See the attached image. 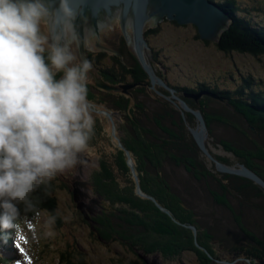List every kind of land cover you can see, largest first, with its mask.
<instances>
[{"label":"trees","instance_id":"16d2710c","mask_svg":"<svg viewBox=\"0 0 264 264\" xmlns=\"http://www.w3.org/2000/svg\"><path fill=\"white\" fill-rule=\"evenodd\" d=\"M213 1L227 10L231 17L227 29L221 33L215 43L216 47L225 53L239 52L264 56V22L256 23L250 17L239 13L238 0ZM157 27L158 29L154 26L146 28V35L156 36L159 31V26ZM102 56L98 53L94 62L100 61ZM112 56L114 58H111L112 61H115V56ZM118 62L121 66L119 72L115 70V63H110L100 66L97 74L112 85L115 84V79L122 82V85H135L128 91L137 95L132 100L128 95H115L113 91L99 90L88 82V100L95 103L94 108L97 110H92L95 126L89 141L96 142L97 134L101 131L105 132L104 127L111 135H108L109 147L103 150L105 153L99 155L100 163L91 172L89 181L94 194L103 191L111 202H115V206H123V209L131 207L134 210L131 211V218H128L130 221L119 218V212L115 210L110 212V209H105L104 213L93 217L95 239L111 241L113 237V241L128 245V250L132 252L140 250L143 254L153 255L159 251L161 255L169 256L171 259L177 255L179 261L182 260L180 256L184 253H191L195 257L192 262L183 263L182 260L179 264H211L210 254L218 259L215 254L216 242L212 224L214 223L215 227L221 226L228 214H222V218L214 217L212 224L197 223L191 200L182 194L178 185L171 182L172 175L166 168L168 165H173L177 167L176 169L183 168L194 180L203 181L209 196L214 198L213 201L215 200V203L225 211H230L227 220H231L228 222L231 224L226 226V231H221L222 227L219 228V232L222 233L219 234L220 246L226 248V252L221 253L220 258L228 257L229 259L225 261L232 263L240 258L249 264H264V187L249 178L216 171L214 162L197 146L191 131L184 123L185 117L189 115L190 118L193 117L191 113L181 105L178 106L179 101L174 99L172 93L165 87L159 85L152 87L148 74L138 61L134 59V62H129L132 67H125L122 60L118 59ZM128 71H132L129 76L126 74ZM255 80L257 79L254 76L243 75L242 82L236 85L235 89L220 87L217 83H213L215 87L205 82L195 86L168 83L178 90L177 94L190 107L198 106L199 110L205 113L210 137L215 136L216 122L227 125L224 127L230 139L218 135L215 136L213 143L215 146L220 145L218 149L231 155H221L213 151V156L227 164L242 163L264 180V83ZM254 81L259 85L253 86ZM204 88L227 99L228 106L216 108V104H213L214 107L208 105L210 101L207 99L217 101L219 97L203 95L206 99L196 100L186 96V94H197ZM140 93H143L142 99L139 97ZM146 96H149L150 100L153 99L156 105L150 106L148 100L145 102ZM204 105L210 108L206 109ZM102 109L120 113L122 110L124 117L128 116L131 123L127 122L131 130H124L119 123L118 129L123 131L122 143L130 152L138 179L127 162L128 155L125 149L119 147L118 141L112 135V124L108 122L107 115L98 112ZM149 112L153 113L152 117ZM190 142L192 145L188 144ZM138 184L144 192L153 196L154 200L139 195ZM61 186L68 189L71 199L75 202L72 182H63ZM55 187L54 180H51L34 191L31 194L34 208L26 213L25 217H34L37 211H48L56 218L58 224L62 223V219L60 220L57 214ZM228 198L236 199L238 206ZM158 205L169 210V213ZM243 206L244 209L248 208L251 216L254 215L252 220L250 219V226L245 224ZM123 211L127 214L126 210H121L120 213ZM79 213L82 214L84 222L89 224L91 220L87 219L82 211L79 210ZM136 218L142 223L139 227L135 226ZM184 222L194 224L197 231L194 233L191 227L184 225ZM6 231L9 235L18 232ZM153 238L155 241L153 248L141 245V240L145 242ZM75 252L81 256L77 264H90L84 259L82 251L78 249ZM68 254L62 253L59 264H63V260L66 264H76L72 259L75 254L70 257L67 256ZM1 260L3 259L0 257ZM123 264L148 263L140 257L131 263L123 262Z\"/></svg>","mask_w":264,"mask_h":264},{"label":"rangeland","instance_id":"374dc122","mask_svg":"<svg viewBox=\"0 0 264 264\" xmlns=\"http://www.w3.org/2000/svg\"><path fill=\"white\" fill-rule=\"evenodd\" d=\"M237 4L239 6V13L250 17L252 21L256 23L264 22V0H238ZM150 25L153 24H147V26L145 27L148 28ZM153 26L157 29V26H159V31L157 30L158 33L156 36L148 35L149 47L147 48V50L154 65V68L157 72V75L161 78L163 77V80L171 82L174 85L179 84L182 86H195L198 83L205 82L207 85L215 87L216 85L214 84L217 83L220 87H228L230 89H235L234 87L242 82L243 75L249 74L257 79L255 81L264 83L263 55L253 56L248 53H225L223 51H220L216 47L214 41L206 39L203 40L199 38L196 27L191 24L178 25L165 19L164 22H162L161 24ZM89 40L85 39L86 51L89 50L88 48L93 49V47L97 46L96 44L98 43L99 46L97 47L99 48L100 53L103 55L100 61L98 60L93 62L92 60V71L95 73L96 76H98L97 72L100 66L109 65L110 63H115L116 66L120 65V63H117L116 60L112 61V55L115 56V59H119V61L122 60V63L129 67H132L130 66L129 62H134V59L138 61V63L142 67L140 61L138 60V57L136 56L129 42L127 41L126 35L117 19H111L104 26L98 29V34L95 32L91 33ZM205 41H208V43ZM72 50L78 57H83L82 53L79 51L77 44H73ZM118 53H120V55H118ZM155 56L158 58V60H156L158 63H155ZM159 62L163 63H161L160 65ZM116 71L119 70L116 69ZM96 76L90 73L88 82L94 85V77ZM255 81L252 82V85L258 86L259 83ZM114 85L116 87H120L122 83L118 79H115ZM133 88L134 86L131 89ZM171 88L173 87L171 86ZM173 89H175L174 93L177 94L178 90L176 88ZM206 90H208V88H204V90H201V92H209ZM108 91L115 92V95H128L132 100L134 99L135 95H137V93L133 94L131 91L129 92L127 90L125 92L121 89ZM142 96L143 93H140L139 97L141 99L143 98ZM177 96L181 97L178 94ZM188 97L193 96L188 95ZM201 98L205 97L201 95L197 98V100H201ZM207 100L210 101L208 102L209 106H213V104H216V108L223 107L224 105L228 106L227 99H224L223 97H219V101H214L210 99ZM146 101L148 103L150 102V106H154L155 104V101L153 99L150 100L149 96H146L145 102ZM178 106H180L179 103ZM209 106L204 105V108L208 109L207 107ZM191 108L195 110L199 109L198 106ZM188 112L191 113V115L193 116V120L192 118H190V115L188 117L184 116V123L187 124V128H189V126H199L197 118L192 114V112ZM122 113V110L121 113L118 111L117 113H115L114 117L115 136L118 137V140L116 138L115 139L118 141V145L119 141L121 143L123 142L121 139L123 131L118 129V123L121 124L124 130H131V127L128 124V122L131 123L128 119V116L126 115V117H124ZM93 114L95 115V113ZM148 114L150 115V117L153 116L152 112H149ZM202 114L204 117L205 113L202 112ZM108 122L111 121L109 120ZM224 126L227 125L219 121L214 124V128H216L215 136L219 135L230 139L229 133ZM103 129L105 132L103 133L101 131V133H99L100 135L97 134V141L94 143H92V141H89L86 150L82 152V156L84 158L87 157L86 161L83 159L84 164H77V166L68 169L69 171H65L66 173L64 172L58 174L53 179L56 186L54 195L57 198V214L60 220L62 219V223L58 224L56 222V218L52 216L50 212H38L37 210L35 214L36 216H34L33 218H25L21 222L20 232L17 240L21 244L22 258L25 259V261L27 262H23L21 264H59L62 253H64L65 255L66 253H69L67 256L70 257L71 255L75 254V251H78V249L83 252L84 259L90 262V264H123V262L131 263V261L140 257L144 258L148 264H154V262H156V264H179L182 262V260L184 261L183 263L194 261L195 257L191 253H184L183 256H180L182 260L179 258L181 260L179 261L177 260V255L174 256V259H171L169 258V256L161 255L159 251H157V253L153 255L151 254L152 256L148 254H143L140 250L136 249L135 250L137 252L134 250L132 252L130 251V249L128 250V245L122 244L119 241H113V237V240L111 239V241H104L101 238L95 239L96 233L95 231H93V217H96L98 214L104 213L105 209H110V212L112 210H115V212L119 213L121 210H126L127 214H124L123 211L120 214L118 213V217L129 220L128 218H131L130 215L134 210V208L131 207H125V209H123V206H115V202L112 201V203L107 194H104L103 191L99 194H94L92 191L89 176L93 169L98 167L100 163L99 158L101 157L99 155L101 153H105L103 150H106V148L109 147L108 140L109 136H111L109 135V130H107L106 127H104ZM207 134L208 135L205 141L208 144L211 152L214 151L218 154L220 153L221 155H231L230 153H226L224 150L218 149L217 147H221L220 145L215 146V144L213 143L215 136L210 137L209 130ZM188 144L192 145V142ZM208 166L211 167L210 164H208ZM176 168L177 167H174L173 165H168L166 169L172 175L171 182L178 185L182 194L186 195L191 200L195 209V219L197 223L208 224V222H210L212 224L214 222V217L218 216L222 218V214H228L226 217L227 219H229L230 211H225L221 206L215 203V200L213 201L214 198L209 196L205 188V183L203 181L194 180L191 174L186 173L183 168ZM71 180H73V183H78V181L85 180L90 184L88 185L89 188L87 190L83 188L84 192L87 193V196H84L82 199V209L79 208L78 205L75 206V202H73V200L71 199L68 189L61 186L63 182L71 183ZM78 184H76L75 187ZM228 199L231 200L234 205H237L236 199ZM95 206L98 207L96 210L97 212L96 214H92L89 208ZM244 208L245 207L243 206L242 210H244L243 215L245 217V224L250 226V219L252 220V216L254 217V215L252 214L251 216L248 211V208ZM78 209L82 211V213H84L87 219L91 220L89 224L84 222L85 220L83 219V216H81L82 214L79 213ZM79 215L80 217H78ZM50 217H54L55 220L54 223L49 226L48 221ZM227 219L223 221L221 226L219 225L215 227L214 223L212 224V228L215 232V234H213L216 242L215 254L218 258V261L214 258L213 254L209 253L211 264H223L221 260L229 259L228 257L220 258L221 253L226 252V248L220 246L219 234L222 233L219 232V228L222 227L221 231H226V226L231 224L228 223L231 222V220ZM95 221L96 223H98L97 220ZM134 223L137 224L134 225L138 227L142 224L138 221L137 218L135 219ZM109 225L111 224L109 223ZM184 225L190 227V225L192 226L194 224L184 222ZM33 233L36 234V239H33ZM21 237H23V239H21ZM142 244H144L145 247L153 248V245L155 244L154 238L151 241L146 240L145 242L144 240H141V245ZM176 249L177 248L175 247V250ZM80 258L81 256L76 253L72 259L77 264L78 259ZM63 261V264H66L65 260ZM12 264L18 263H15L13 261ZM232 264L249 263L246 260H242L239 258L235 260V262Z\"/></svg>","mask_w":264,"mask_h":264},{"label":"clouds","instance_id":"9594fccd","mask_svg":"<svg viewBox=\"0 0 264 264\" xmlns=\"http://www.w3.org/2000/svg\"><path fill=\"white\" fill-rule=\"evenodd\" d=\"M54 3L0 0V240L5 242L6 230L16 233L34 208L31 194L76 166L94 133L88 100L92 63L72 50L81 42L75 0H59L56 8ZM54 220L49 218V226Z\"/></svg>","mask_w":264,"mask_h":264},{"label":"water","instance_id":"95a60500","mask_svg":"<svg viewBox=\"0 0 264 264\" xmlns=\"http://www.w3.org/2000/svg\"><path fill=\"white\" fill-rule=\"evenodd\" d=\"M58 5L59 0H55V3L52 5V7L56 8ZM73 7L77 11L75 28L81 39L78 48L84 58L89 60L85 49V39H87L86 35L94 32L98 34V29L104 26L111 19H117L132 50L148 74L152 83V87H155V85L165 87L172 93L173 97L179 101V104L185 110L192 112L197 118L199 126H189V130L191 131V134L200 149L208 156V159L214 162L215 169L219 172L230 173L249 178L264 187V180L246 165L242 163L237 165L227 164L213 156L208 144L205 141L208 135V127L202 112L199 109H192L183 98L175 95V89L171 88L165 80L157 75L147 50L149 46L144 34L145 29L147 28L145 26H147V24H153L157 26L165 19L174 21L178 25L191 24L196 27L199 38L203 40H212L216 43L220 38V34L228 27L230 14L227 10H225L220 4L213 0H75ZM44 31L45 34L49 33V27L47 24L44 25ZM52 32L54 34L55 28L52 29ZM90 73L96 76L92 70ZM94 84L98 88L107 91L121 89L125 92L134 86L130 84L121 85L120 87L109 85L100 76L94 77ZM206 91L209 92L205 93L200 91L197 94L187 95L193 96L195 99L200 97L202 94H208L217 97L215 96L217 94L211 92L210 90ZM157 92L161 93L159 90H157ZM92 110L94 109L92 108ZM99 112L107 115L112 124V135L118 140V137L115 136L114 122V116L117 111L111 112L102 109L99 110ZM119 145L125 149L128 155L127 162L131 168H133L134 162L129 150H127L120 141ZM133 172L136 179H138L134 168ZM78 183H74L73 195L78 207L82 209V199L84 196H87V193H84L81 187L87 190L89 188L88 185L90 184L85 180L78 181ZM76 184L78 185L75 187ZM137 192L141 196L154 200V197L143 192L139 185L137 187ZM158 206L162 210H165L169 213V210L160 205ZM190 227L194 233L197 231L196 226L190 225ZM221 262L223 264H232V262L225 260H221ZM154 264H156V262H154Z\"/></svg>","mask_w":264,"mask_h":264},{"label":"flooded vegetation","instance_id":"af4514ba","mask_svg":"<svg viewBox=\"0 0 264 264\" xmlns=\"http://www.w3.org/2000/svg\"><path fill=\"white\" fill-rule=\"evenodd\" d=\"M86 37H87V39L89 40L90 39V34H88V35H86ZM90 41V40H89ZM97 46H99V44L97 43L96 44ZM97 46H94L93 47V49H90V48H88L89 50H87L86 52H87V55H88V58H89V61L92 63V60H93V62H94V59H96L95 58V56H97L98 55V53H100V50H99V48L97 47ZM101 48V47H100ZM122 51H123V49H122ZM126 55V54H125ZM113 59V58H112ZM116 61H117V63H120V62H118V60L117 59H115ZM154 60H155V58H154ZM96 61V60H95ZM125 67H127V65H125ZM119 70L120 71V69H121V66L120 65H118V66H116L115 65V70ZM119 71H116V72H119ZM132 73V71H128V73H126L127 74V76H129V74H131ZM122 83V82H121ZM112 85V84H111ZM96 88H98L97 86H96ZM99 90H102V89H100V88H98ZM83 159L86 161V159H87V157H83V156H80L79 157V161H78V163L77 164H83ZM77 166V165H76ZM80 166V165H79ZM71 182H72V186H73V188H74V183H73V180H71ZM82 190H83V188H82ZM84 191V190H83ZM85 193V192H84ZM97 206H96V208H95V210H97Z\"/></svg>","mask_w":264,"mask_h":264},{"label":"bare ground","instance_id":"6f19581e","mask_svg":"<svg viewBox=\"0 0 264 264\" xmlns=\"http://www.w3.org/2000/svg\"><path fill=\"white\" fill-rule=\"evenodd\" d=\"M217 28H218V27H217ZM68 171H69V170H68ZM65 173H66V172H65ZM65 175H66V174H65ZM98 197H99V195H98ZM100 198H102V197H100ZM89 199H90V198H89ZM101 206H102V205H101ZM95 208H96V206H95V207H92V208H91V207L89 208V210L92 212V214H96L97 211L95 210ZM94 210H95V211H94ZM197 243H198V242H197ZM198 246H199V243H198Z\"/></svg>","mask_w":264,"mask_h":264},{"label":"snow or ice","instance_id":"6c2138e0","mask_svg":"<svg viewBox=\"0 0 264 264\" xmlns=\"http://www.w3.org/2000/svg\"><path fill=\"white\" fill-rule=\"evenodd\" d=\"M21 239H23V237H21Z\"/></svg>","mask_w":264,"mask_h":264}]
</instances>
